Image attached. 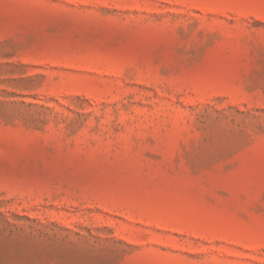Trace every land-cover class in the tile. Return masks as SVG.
Returning a JSON list of instances; mask_svg holds the SVG:
<instances>
[{
	"label": "rangeland",
	"instance_id": "1",
	"mask_svg": "<svg viewBox=\"0 0 264 264\" xmlns=\"http://www.w3.org/2000/svg\"><path fill=\"white\" fill-rule=\"evenodd\" d=\"M0 264H264V0H0Z\"/></svg>",
	"mask_w": 264,
	"mask_h": 264
}]
</instances>
